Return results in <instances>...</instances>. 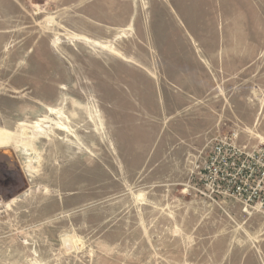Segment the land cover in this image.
<instances>
[{
  "label": "rangeland",
  "instance_id": "1",
  "mask_svg": "<svg viewBox=\"0 0 264 264\" xmlns=\"http://www.w3.org/2000/svg\"><path fill=\"white\" fill-rule=\"evenodd\" d=\"M6 132L0 264H264V0H0Z\"/></svg>",
  "mask_w": 264,
  "mask_h": 264
},
{
  "label": "bare ground",
  "instance_id": "2",
  "mask_svg": "<svg viewBox=\"0 0 264 264\" xmlns=\"http://www.w3.org/2000/svg\"><path fill=\"white\" fill-rule=\"evenodd\" d=\"M23 136H24V134H23ZM34 136V135H33ZM15 136H13L11 133H9V132H6V133H4L3 135H2V138L0 139V140H2V139H4V141H6V143H9L10 141H13L14 139L16 140L17 139V137H15ZM33 139H35V137H33ZM12 143V142H11ZM15 143H17V142H15ZM10 144V143H9ZM24 144H27V143H24ZM17 145V144H16ZM19 147H21V146H19Z\"/></svg>",
  "mask_w": 264,
  "mask_h": 264
},
{
  "label": "built area",
  "instance_id": "3",
  "mask_svg": "<svg viewBox=\"0 0 264 264\" xmlns=\"http://www.w3.org/2000/svg\"><path fill=\"white\" fill-rule=\"evenodd\" d=\"M231 164L230 162L227 163V165ZM234 191L235 190H238V187H235V189H233Z\"/></svg>",
  "mask_w": 264,
  "mask_h": 264
}]
</instances>
